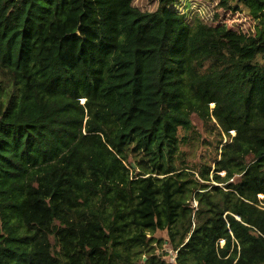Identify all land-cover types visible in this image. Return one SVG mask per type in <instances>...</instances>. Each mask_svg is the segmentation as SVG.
<instances>
[{
    "label": "trees",
    "instance_id": "16d2710c",
    "mask_svg": "<svg viewBox=\"0 0 264 264\" xmlns=\"http://www.w3.org/2000/svg\"><path fill=\"white\" fill-rule=\"evenodd\" d=\"M179 2L0 0V264H264V0H218L253 35Z\"/></svg>",
    "mask_w": 264,
    "mask_h": 264
},
{
    "label": "rangeland",
    "instance_id": "374dc122",
    "mask_svg": "<svg viewBox=\"0 0 264 264\" xmlns=\"http://www.w3.org/2000/svg\"><path fill=\"white\" fill-rule=\"evenodd\" d=\"M158 0H132V5L141 9L142 11H154L157 7ZM178 9L182 13L187 14V19H191L195 14L201 17V19L214 26L225 25L228 29H231L238 33L246 35H253L256 28V21L247 14L246 11L233 10L236 2H231V8L225 10L219 7L218 0H179ZM241 9V8H240ZM191 122L194 126L195 134H199V141L193 142L194 144H188V146H182L184 151V159L186 165L189 167L187 171H191L193 177L200 181L204 185H209L210 181L200 180L199 171L202 167V163L211 165V171L209 174L210 179L214 174V162L216 158V146L222 138V145H219L218 149L226 143L228 138L214 129L212 126L204 125L203 122L195 115L191 116ZM233 136V134L231 133ZM222 136V137H221ZM219 156V155H218ZM223 175V174H221ZM192 207H196L197 203L192 201ZM154 239L163 240L165 244L162 248L156 245V253L161 255L162 258L171 264L175 263L176 253L172 250L168 243L166 232H157L153 235Z\"/></svg>",
    "mask_w": 264,
    "mask_h": 264
}]
</instances>
